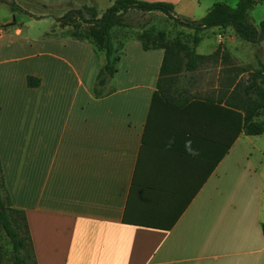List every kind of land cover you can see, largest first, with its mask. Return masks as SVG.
<instances>
[{
  "label": "crops",
  "instance_id": "crops-1",
  "mask_svg": "<svg viewBox=\"0 0 264 264\" xmlns=\"http://www.w3.org/2000/svg\"><path fill=\"white\" fill-rule=\"evenodd\" d=\"M42 1L43 14L17 6L57 27L100 0ZM139 1L199 20L219 0ZM12 19L0 15V163L36 264H264V151L258 136L235 138L236 111L225 105L264 64L249 69L240 55L249 43L214 28L207 52L198 51L203 40L196 48L215 57L216 83L200 97L220 102L203 109L211 121L147 122L163 50L127 42L114 92L95 99L104 58L91 44L31 39ZM29 76L39 87L28 88Z\"/></svg>",
  "mask_w": 264,
  "mask_h": 264
},
{
  "label": "trees",
  "instance_id": "trees-1",
  "mask_svg": "<svg viewBox=\"0 0 264 264\" xmlns=\"http://www.w3.org/2000/svg\"><path fill=\"white\" fill-rule=\"evenodd\" d=\"M263 1L219 0L203 18L191 20L177 16L174 6L169 3L115 0L100 17L94 7H85L82 11L68 12L56 21L73 26L75 31L69 38L87 42L92 45L97 55L104 54L92 87V95L95 99L104 98L114 92L115 88L111 87V84L117 74L124 45L115 46L111 31L116 27L127 26L125 16L129 12L157 13L172 21L174 26L193 31L191 47L179 39L166 42L163 41V37H159L161 38L159 41L154 40L151 31H147L142 38L137 39L144 51L160 49L164 53L147 122H206L211 121V118L203 110L204 107L211 104L219 105L220 102L209 97L199 98L191 95L189 87L186 86L189 77L204 61L213 56L198 55L196 48L202 41L203 34L214 28L230 27L241 41L252 45L264 43V21L254 25L247 17L248 13ZM9 8L13 18L12 23L15 22V13L35 18L14 2ZM80 22L89 25V29L81 31ZM39 85V79L27 77L28 88H37ZM225 103L227 107L236 111L235 138L241 132L246 136H261L264 133V119L260 122L255 119L261 111H264V64H259V69L249 75L245 84H238ZM240 121L241 127L238 125ZM229 147L230 143L226 145L222 154H225ZM262 232L264 235V225ZM3 241H6L11 248L12 264H36L26 215L24 211L13 207L0 163V262L3 256Z\"/></svg>",
  "mask_w": 264,
  "mask_h": 264
},
{
  "label": "rangeland",
  "instance_id": "rangeland-1",
  "mask_svg": "<svg viewBox=\"0 0 264 264\" xmlns=\"http://www.w3.org/2000/svg\"><path fill=\"white\" fill-rule=\"evenodd\" d=\"M139 1V0H138ZM14 2L16 5L21 6L27 11L33 12L35 14H43L46 10L43 9L45 1L42 0H0V15L7 16L12 14L10 11V4ZM210 0H203V5L210 4ZM214 2V1H213ZM50 3V2H48ZM112 0H100L95 3L92 7L97 10L98 17H100L108 8L112 6ZM84 8L80 7L76 11H82ZM50 12V11H48ZM251 18L255 22L260 23L264 21V3L256 6L253 10L249 12ZM16 22L20 21L22 23L24 35L31 39H41V38H52L60 39V37H69L70 34L75 31L72 25L60 24L56 27H52L50 23L42 21V19L32 18L28 15L22 13H15ZM126 27H116L112 29L111 35L113 37V42L115 46L125 45L131 40L142 38L147 31L153 33V39L159 41V37H163V41L172 42L175 39L186 43L191 47V38L193 31L187 30L185 28H180L174 26L173 22L167 20L163 15L153 13V14H143L137 11L129 12L126 16ZM81 31L89 29V25H84L80 22ZM202 43L199 45L198 51L200 54L207 52L208 48L213 44L214 36L213 32H206L203 35ZM217 40V39H216ZM258 48V45H260ZM244 49L240 50V55H243L242 58L248 62V67L251 70L256 68V61L261 59L264 61V43H259L257 45L246 44ZM37 54L35 51L28 53L27 56H32ZM97 55V54H96ZM104 54L97 55L98 60L102 59ZM129 57H133L132 54ZM214 55L210 57L209 60H206L200 68L199 74L195 76L193 73L186 83V86L189 87L191 95L197 97H203L211 93L214 84L216 83V73L213 72L214 68L210 66L211 61L214 59ZM206 64V65H205ZM205 65V66H204ZM120 63L118 69L120 68ZM212 69V70H211ZM212 71V72H211ZM216 71V70H214ZM115 83L112 82L111 87L115 88ZM254 139L255 145L261 147L264 151V133L261 136L251 138ZM235 154V153H234ZM236 155V154H235ZM2 259L0 264H12L11 263V248L6 241L2 243Z\"/></svg>",
  "mask_w": 264,
  "mask_h": 264
},
{
  "label": "built area",
  "instance_id": "built-area-1",
  "mask_svg": "<svg viewBox=\"0 0 264 264\" xmlns=\"http://www.w3.org/2000/svg\"><path fill=\"white\" fill-rule=\"evenodd\" d=\"M217 41H218V43H223L225 41L223 35H221V34L217 35Z\"/></svg>",
  "mask_w": 264,
  "mask_h": 264
},
{
  "label": "clouds",
  "instance_id": "clouds-1",
  "mask_svg": "<svg viewBox=\"0 0 264 264\" xmlns=\"http://www.w3.org/2000/svg\"><path fill=\"white\" fill-rule=\"evenodd\" d=\"M190 144V142H188Z\"/></svg>",
  "mask_w": 264,
  "mask_h": 264
}]
</instances>
